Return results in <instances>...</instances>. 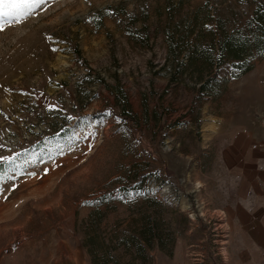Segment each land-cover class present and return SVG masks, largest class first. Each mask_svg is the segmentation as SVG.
<instances>
[{
	"label": "rangeland",
	"instance_id": "obj_1",
	"mask_svg": "<svg viewBox=\"0 0 264 264\" xmlns=\"http://www.w3.org/2000/svg\"><path fill=\"white\" fill-rule=\"evenodd\" d=\"M258 7L47 0L6 24L0 158L14 162L0 163V264H90L95 208L118 237L140 214L157 221L144 264H264V218L222 209L238 204L224 193L235 129L252 126L264 152V59L242 72L220 53Z\"/></svg>",
	"mask_w": 264,
	"mask_h": 264
},
{
	"label": "trees",
	"instance_id": "obj_2",
	"mask_svg": "<svg viewBox=\"0 0 264 264\" xmlns=\"http://www.w3.org/2000/svg\"><path fill=\"white\" fill-rule=\"evenodd\" d=\"M220 53L232 60L234 67L240 68L242 72L251 69L248 59H264V8L255 9L245 34L223 40ZM125 119L128 121L129 118ZM102 216L101 211L95 208L83 223V248L90 257V264H144L142 257L145 252L153 250L150 243L158 233L157 221L140 214L138 222L129 228V232L118 237L101 231L105 224Z\"/></svg>",
	"mask_w": 264,
	"mask_h": 264
},
{
	"label": "crops",
	"instance_id": "obj_3",
	"mask_svg": "<svg viewBox=\"0 0 264 264\" xmlns=\"http://www.w3.org/2000/svg\"><path fill=\"white\" fill-rule=\"evenodd\" d=\"M251 127L247 125L235 129L234 143L223 153L224 156L226 154L224 171L227 178L224 193L231 194V201L238 204L236 208L222 209L227 212L239 210L238 215L230 213V217L264 218V152L256 147L254 150L250 148L253 138ZM260 228L264 232V225Z\"/></svg>",
	"mask_w": 264,
	"mask_h": 264
},
{
	"label": "snow or ice",
	"instance_id": "obj_4",
	"mask_svg": "<svg viewBox=\"0 0 264 264\" xmlns=\"http://www.w3.org/2000/svg\"><path fill=\"white\" fill-rule=\"evenodd\" d=\"M45 3L47 0H0V31L5 30L6 24L20 23L33 15ZM13 162L14 158H0V163Z\"/></svg>",
	"mask_w": 264,
	"mask_h": 264
},
{
	"label": "built area",
	"instance_id": "obj_5",
	"mask_svg": "<svg viewBox=\"0 0 264 264\" xmlns=\"http://www.w3.org/2000/svg\"><path fill=\"white\" fill-rule=\"evenodd\" d=\"M260 123L264 127V115L260 118Z\"/></svg>",
	"mask_w": 264,
	"mask_h": 264
}]
</instances>
